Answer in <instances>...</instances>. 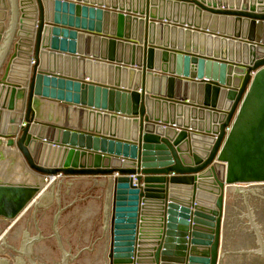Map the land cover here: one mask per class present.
I'll return each instance as SVG.
<instances>
[{"label":"water","instance_id":"95a60500","mask_svg":"<svg viewBox=\"0 0 264 264\" xmlns=\"http://www.w3.org/2000/svg\"><path fill=\"white\" fill-rule=\"evenodd\" d=\"M52 101L114 114L117 134L54 124ZM0 139V231L28 217L0 264L92 242L101 264L103 240L108 264L264 261V0H0ZM61 177L110 179L84 207L66 193L86 179Z\"/></svg>","mask_w":264,"mask_h":264},{"label":"flooded vegetation","instance_id":"af4514ba","mask_svg":"<svg viewBox=\"0 0 264 264\" xmlns=\"http://www.w3.org/2000/svg\"><path fill=\"white\" fill-rule=\"evenodd\" d=\"M92 178L93 177H88V178H85L86 180L78 181L77 186L73 187L71 190H69L66 193L67 196L69 195L67 200L70 202V204L76 198L79 200V202H81V204L84 207L88 206V204H89V206H90V204H92L91 202H88L87 199L88 200H89V198L93 199V198H95V196H91V195H87V194L83 195V191H85V190H83V188H86V184L90 185L92 187V189H93V179ZM92 191H93V195L97 196L98 192L94 191V190H92ZM69 199H71V200H69ZM93 201H94V199H93ZM253 207H254V209H256V213L259 214L258 220H259L260 225L262 226V228H264V201H263V204L262 203H260V204L257 203ZM103 210H104V207H103ZM52 211H50L48 213L46 212L47 214H44V219L49 220V221L50 220L53 221V219H54L53 216H55V215H54V212L52 214ZM230 211L234 214L233 215V221H235L237 223V225L239 224L238 227H241V229H242V232H240V234H239L241 237L239 239L236 237V240L238 242H240L243 239V237L248 234V233H246L248 227L245 226V224L247 222L246 218L240 220L241 219L240 215L244 211H246L245 205H242L241 202L240 203L238 202L235 205L234 204L232 205V208H231ZM26 215L27 214H25L24 215L25 217H23L18 223L13 224V225L10 224V229L9 230H8V228H9V226H8V227H6L5 230H3V232H2L3 234L1 233L2 236L6 235L7 241H8V243L11 246L10 252L13 253V255L15 256V257L13 256V258L17 257V255H18L17 251L22 250V244L24 242V236L25 235L24 234L22 235V232H20L21 231L20 228H21V224L24 223V221L28 218ZM88 219H90V222L92 223V226H93V217H90ZM244 220H245V222H243ZM44 224L45 223H43V225ZM242 224H243V226H242ZM39 226H40V224H39ZM232 231L234 233L235 230L232 229V230L229 231V238L228 239L230 240V244H232V242L234 240V237L231 236L232 235ZM235 233H237V230L235 231ZM82 234H83V236H82L83 238L89 235L90 241H93V231L88 230V232L84 233V230H83ZM85 234H86V236H85ZM248 235L251 236L250 233ZM231 239H233L232 242H231ZM238 242H237V244H238ZM90 244L91 245H89V244L87 245L88 247L81 246V249L74 254L76 256L75 260L72 263H70V261H69V264H98L97 260H96V255H93V242L90 243ZM101 246H102V248H101ZM240 249H242V250H235V251H243V250H245L244 247H242V248L240 247ZM98 250L99 251L102 250V254L100 256V262L99 263L108 264L109 263V261H108V249H107L106 244H104V240H103V242L100 243V246H99ZM94 251H96L95 248H94ZM244 256H246L247 258L249 257V259H255V261H254L255 263L254 264H264V261L261 260L257 256H251V255H248V254H245L243 256L242 255H236V257H238L241 261L243 260L242 257H244ZM23 258L25 260V264H29L28 259L26 257H23ZM228 258H230V257H228ZM225 262L226 261H224V264H225Z\"/></svg>","mask_w":264,"mask_h":264},{"label":"crops","instance_id":"0c3cea01","mask_svg":"<svg viewBox=\"0 0 264 264\" xmlns=\"http://www.w3.org/2000/svg\"><path fill=\"white\" fill-rule=\"evenodd\" d=\"M93 59V58H92ZM50 101L44 100L43 101V108H42V114L46 118L47 110H48V103ZM55 105H52L53 110L52 114L54 117V124L60 125V127L65 126L64 128L89 133V130H93V135L107 137L105 134H111L114 135L117 134L118 127L117 122L113 120L112 116H115L114 114H111L109 112H101V111H95L88 108H82L80 106H71L64 103H60L57 101H52ZM50 108V105H49ZM93 111V117L89 116V112ZM54 125V126H57ZM1 142L5 143L4 139H0ZM3 149H5L8 153H12L13 156L16 154L17 159H15L24 169L26 166L25 161L23 158L19 156V153L16 149H10L6 148L4 145L1 146ZM117 176V175H116ZM115 176V177H116ZM88 177H74V178H64L61 177L60 179H85ZM110 179V177H93L92 179ZM16 223H11V225ZM10 225V222H6L4 227L1 229L0 233L3 232V230L6 229ZM10 229V226L8 230ZM8 232V231H7ZM10 259H14L12 257H9Z\"/></svg>","mask_w":264,"mask_h":264},{"label":"bare ground","instance_id":"6f19581e","mask_svg":"<svg viewBox=\"0 0 264 264\" xmlns=\"http://www.w3.org/2000/svg\"><path fill=\"white\" fill-rule=\"evenodd\" d=\"M95 111H98V110H95ZM5 140V139H4ZM14 159H17V156H16V154H14V156H13V154L12 153H9Z\"/></svg>","mask_w":264,"mask_h":264},{"label":"built area","instance_id":"2783aa9c","mask_svg":"<svg viewBox=\"0 0 264 264\" xmlns=\"http://www.w3.org/2000/svg\"><path fill=\"white\" fill-rule=\"evenodd\" d=\"M49 180H47V182H48Z\"/></svg>","mask_w":264,"mask_h":264}]
</instances>
